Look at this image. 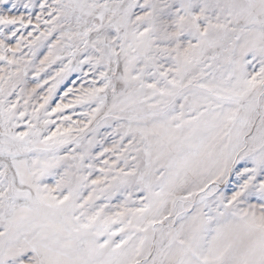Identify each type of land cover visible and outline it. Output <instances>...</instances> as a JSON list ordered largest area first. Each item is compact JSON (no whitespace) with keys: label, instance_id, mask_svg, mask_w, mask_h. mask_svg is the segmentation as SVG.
<instances>
[{"label":"snow or ice","instance_id":"1","mask_svg":"<svg viewBox=\"0 0 264 264\" xmlns=\"http://www.w3.org/2000/svg\"><path fill=\"white\" fill-rule=\"evenodd\" d=\"M0 264H264V0H0Z\"/></svg>","mask_w":264,"mask_h":264}]
</instances>
